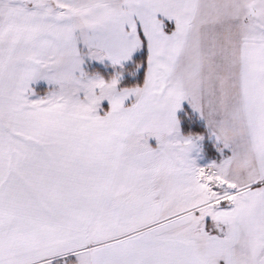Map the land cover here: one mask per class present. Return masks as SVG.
Listing matches in <instances>:
<instances>
[{
	"label": "snow or ice",
	"instance_id": "snow-or-ice-1",
	"mask_svg": "<svg viewBox=\"0 0 264 264\" xmlns=\"http://www.w3.org/2000/svg\"><path fill=\"white\" fill-rule=\"evenodd\" d=\"M0 264H264V0H0Z\"/></svg>",
	"mask_w": 264,
	"mask_h": 264
}]
</instances>
